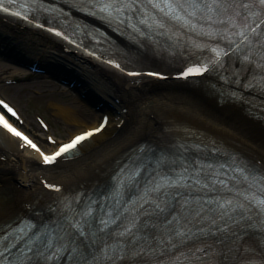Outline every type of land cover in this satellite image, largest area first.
Returning a JSON list of instances; mask_svg holds the SVG:
<instances>
[{
    "label": "bare ground",
    "instance_id": "1",
    "mask_svg": "<svg viewBox=\"0 0 264 264\" xmlns=\"http://www.w3.org/2000/svg\"><path fill=\"white\" fill-rule=\"evenodd\" d=\"M4 44L26 52L28 56H39L46 63L60 62L74 68L82 75L85 86H92L101 96L113 94L118 97L121 112L116 122L112 125L107 123L108 127L83 141L81 147L94 142L100 144L83 158L60 163L58 169L43 166L37 152L27 147L21 150L15 139L1 131L6 145L0 146V184L7 198L0 201V220L25 211L32 197H51L58 188L68 189L81 181L98 178L109 172L114 159L125 148L145 137L159 139L172 135L181 124L214 131L221 138L244 146L243 141L250 143L254 146L251 149L264 158V116H257L251 104L231 99L224 90L211 83L189 86L173 80L165 82L166 85L146 79L129 84L82 55L65 51L43 31L30 30L18 22L0 18V47ZM7 68L2 67V70ZM194 94L198 98H194ZM123 108H126L125 111H122ZM70 111L60 107L59 112L70 118ZM94 127L96 125L86 129ZM115 131L112 137L102 141L104 136ZM71 163V166H66ZM15 179L23 185L20 183L18 186ZM49 184L58 187L49 188L46 186Z\"/></svg>",
    "mask_w": 264,
    "mask_h": 264
},
{
    "label": "snow or ice",
    "instance_id": "2",
    "mask_svg": "<svg viewBox=\"0 0 264 264\" xmlns=\"http://www.w3.org/2000/svg\"><path fill=\"white\" fill-rule=\"evenodd\" d=\"M77 2L80 6V11L99 17L108 23H115L118 27L123 25L134 32H138L140 35H144L145 33L138 25H144L148 28H164V21L157 18V14L172 20L184 22L186 25L192 26L194 30L197 28V25L192 23L195 18L213 21L214 18L223 17L224 19L220 20V22L224 23V20H227L229 25V28L225 30L226 38H239L238 42L237 40H232V44L235 50L245 53V60L250 58L249 53L252 50L253 43H256L258 47L264 50V32L260 31L261 26L264 25V19H261L259 24L254 19L252 24L248 23L249 19L259 15L252 11V7L255 6V3L264 6V0H254L253 3L248 2V0H241L238 7L230 3V0H77ZM15 3L16 0H0V10L9 13L10 8L5 5H13ZM46 10L56 11V9ZM14 14L21 16V12L19 11ZM240 16H243L244 22L242 24L237 22V18ZM24 18L27 19V16L25 15ZM79 27V25L76 26L77 29ZM199 27L203 31V25ZM49 31L55 32L57 35H63V33L57 31L55 28H51ZM206 34L211 36L216 33L207 32ZM67 38L65 36V39ZM213 51L216 53V62L218 63L221 52L216 49H213ZM108 63H114L117 68L120 67L113 60H109ZM208 67L207 63L203 65L196 64L188 67L181 75L185 77L200 75L208 71ZM129 74L137 75L138 73ZM149 74L158 75V73ZM0 106H3L12 116L16 115V112L5 101L0 100ZM106 123L107 121L105 120L98 128L75 136L70 142L60 145L58 150L53 154L47 155L28 136L13 127L3 114H0V125L11 134L22 139L25 146L39 152L45 164L53 163L62 154L68 153L88 137L100 132ZM48 139L51 140V137ZM230 170L233 175L225 179L222 178V175L227 176V173L221 174L211 163L193 165L191 173H189L188 168H185L182 173L176 176H166L155 181L154 186L150 190L149 199L145 203L163 212L164 208L167 207V198L170 195L168 189H177L173 196L176 199L182 195L179 191L180 188L190 186L189 181H191V186L205 189L219 187L229 191L232 190L229 188L230 183L240 181L241 184H247L248 187L241 192L238 185L237 196H242L247 201L248 206L255 205L264 209V198H258L255 193L251 192V187L257 182L254 177L247 173L246 169L239 166H230ZM260 182L262 184L261 191H264V177H261ZM46 186L49 188L58 187L51 184ZM151 193H156L157 195L153 198ZM177 202L179 203V200ZM205 205H215V207L206 210ZM181 209L184 213L181 217L183 222L175 218L172 220H167L166 218V222L163 224L165 231L159 233V240H157L156 234L158 225L151 223V216L145 221L133 217L111 241H105L102 247L98 249L103 254V264H119V262L130 255H139L146 251L154 250L158 244L176 247L175 240L177 238L187 239L192 234V229L187 227L189 224H192L198 233H205L207 231L204 223L208 222L217 231H220L221 227L217 221V216H219L220 222L223 223L224 229H227L230 227V221L236 222L235 215L238 210L245 209V204L237 203L231 199L206 201L185 199L181 204ZM91 212V207H89L82 214H77L68 219L64 235L58 237L61 243L55 247L52 237L48 235H45L41 241L43 247L26 245L24 248L17 249V245L11 243L3 246L0 248V264H25V261L32 260L33 255L43 256L45 260H53L61 251H66L70 254L72 264H101V261L97 257L93 256L91 260L88 257L90 241L91 243H95L96 234L86 231L84 218L90 216ZM238 214L243 216V211H239ZM100 223L103 227L99 231L104 232L115 221L108 219L101 220ZM65 239L68 241L67 244L62 243ZM13 249H17L16 255L12 254ZM196 252L207 253V249H197ZM196 252L192 254L196 255Z\"/></svg>",
    "mask_w": 264,
    "mask_h": 264
},
{
    "label": "rangeland",
    "instance_id": "3",
    "mask_svg": "<svg viewBox=\"0 0 264 264\" xmlns=\"http://www.w3.org/2000/svg\"><path fill=\"white\" fill-rule=\"evenodd\" d=\"M6 66L8 68L2 70V67ZM0 68V96L6 97L17 106L21 115V124L40 144L46 145L48 143L46 140L48 134H51L59 141L98 122L101 112L94 110V108L80 100L76 92L67 86L57 83L48 76L29 74L27 70L14 67L2 61H0ZM12 75H19L21 78L11 80ZM161 83L163 84L164 82ZM168 85L172 86L170 83ZM196 97L198 98L194 94V98ZM60 107H66L71 110L70 118L59 112ZM37 115L43 118L48 126L47 130H43L39 126L36 121ZM256 132L260 133V131ZM260 136L263 139V136ZM109 138L110 135H106L103 138V142ZM100 143L96 142L95 147ZM47 146L54 147L50 144H47ZM89 152L90 150H84L83 155L78 159L83 158ZM59 165L56 164L53 168L56 167L58 169ZM68 165L71 166L72 163L66 166Z\"/></svg>",
    "mask_w": 264,
    "mask_h": 264
}]
</instances>
